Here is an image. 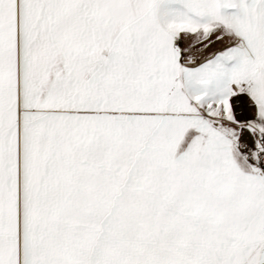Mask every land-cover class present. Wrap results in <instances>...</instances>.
Listing matches in <instances>:
<instances>
[{
  "label": "rangeland",
  "instance_id": "374dc122",
  "mask_svg": "<svg viewBox=\"0 0 264 264\" xmlns=\"http://www.w3.org/2000/svg\"><path fill=\"white\" fill-rule=\"evenodd\" d=\"M262 142L264 0H0L1 264H264Z\"/></svg>",
  "mask_w": 264,
  "mask_h": 264
},
{
  "label": "crops",
  "instance_id": "0c3cea01",
  "mask_svg": "<svg viewBox=\"0 0 264 264\" xmlns=\"http://www.w3.org/2000/svg\"><path fill=\"white\" fill-rule=\"evenodd\" d=\"M18 247H16L14 249V251H13V254H14V257L13 258H12L13 254H11V258L12 259H11V261H9V264H14L15 261L17 260V257H18V264H22V263L25 264L26 261L24 259L23 260L21 259V255H22L23 258H26L27 257V256H25L24 248H23V246H22V248H21V246L19 248ZM46 251L43 250V252H41L39 254V257L41 258L42 256L44 257L45 255H47L46 254ZM4 252H5V250L4 251H0V264H1V258L4 257ZM47 263H49V264H53L54 263L53 260H52V257L50 259H47ZM26 264H27V262H26ZM33 264H39V263L35 261V263H33Z\"/></svg>",
  "mask_w": 264,
  "mask_h": 264
},
{
  "label": "built area",
  "instance_id": "2783aa9c",
  "mask_svg": "<svg viewBox=\"0 0 264 264\" xmlns=\"http://www.w3.org/2000/svg\"><path fill=\"white\" fill-rule=\"evenodd\" d=\"M261 150H262V154H263V157H264V142L261 143Z\"/></svg>",
  "mask_w": 264,
  "mask_h": 264
}]
</instances>
